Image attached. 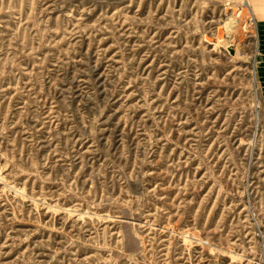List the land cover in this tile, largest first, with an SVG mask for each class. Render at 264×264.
Returning <instances> with one entry per match:
<instances>
[{
    "label": "rangeland",
    "instance_id": "374dc122",
    "mask_svg": "<svg viewBox=\"0 0 264 264\" xmlns=\"http://www.w3.org/2000/svg\"><path fill=\"white\" fill-rule=\"evenodd\" d=\"M0 264H264V0H0Z\"/></svg>",
    "mask_w": 264,
    "mask_h": 264
},
{
    "label": "bare ground",
    "instance_id": "6f19581e",
    "mask_svg": "<svg viewBox=\"0 0 264 264\" xmlns=\"http://www.w3.org/2000/svg\"><path fill=\"white\" fill-rule=\"evenodd\" d=\"M238 17H240L239 15H238ZM231 21V20H230ZM236 21H237V19H236ZM230 24V23H229ZM236 26H237V24H236ZM235 26V27H236ZM239 26H241V25H239ZM239 26H237V27H239ZM229 27V26H228ZM234 28V27H233ZM237 29H239V28H237ZM238 31V30H237ZM235 35V34H234ZM236 50V49H235Z\"/></svg>",
    "mask_w": 264,
    "mask_h": 264
}]
</instances>
